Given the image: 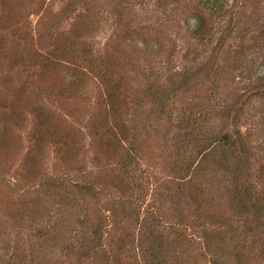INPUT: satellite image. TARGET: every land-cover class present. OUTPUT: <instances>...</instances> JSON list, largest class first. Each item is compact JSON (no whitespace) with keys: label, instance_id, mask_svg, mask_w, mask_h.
<instances>
[{"label":"rangeland","instance_id":"obj_1","mask_svg":"<svg viewBox=\"0 0 264 264\" xmlns=\"http://www.w3.org/2000/svg\"><path fill=\"white\" fill-rule=\"evenodd\" d=\"M0 264H264V0H0Z\"/></svg>","mask_w":264,"mask_h":264},{"label":"trees","instance_id":"obj_2","mask_svg":"<svg viewBox=\"0 0 264 264\" xmlns=\"http://www.w3.org/2000/svg\"><path fill=\"white\" fill-rule=\"evenodd\" d=\"M214 2V0H212V3ZM229 139L228 138H221V139H217V146H221V145H223V144H228V146L230 145L231 146V148H233V140H230V141H228ZM223 154H222V157L225 155V153H226V151L225 152H222ZM243 206V205H242ZM243 207H246V206H243Z\"/></svg>","mask_w":264,"mask_h":264}]
</instances>
